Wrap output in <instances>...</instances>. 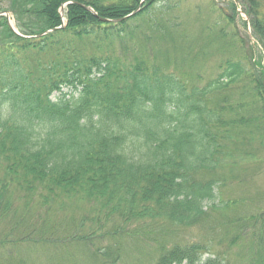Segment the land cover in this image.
Returning a JSON list of instances; mask_svg holds the SVG:
<instances>
[{
    "label": "trees",
    "instance_id": "16d2710c",
    "mask_svg": "<svg viewBox=\"0 0 264 264\" xmlns=\"http://www.w3.org/2000/svg\"><path fill=\"white\" fill-rule=\"evenodd\" d=\"M8 1L0 11L19 34L0 16V223H12L0 246L38 243L35 228H20L24 213L59 199L88 201L96 227L129 237L222 208L218 170L248 161L264 139V62L253 46L233 42L237 54L198 85L145 57L154 35L179 24L172 0ZM237 1L264 50V0ZM149 232L157 240L162 228ZM252 234L264 243V229ZM161 249L153 264H225L202 259L201 242Z\"/></svg>",
    "mask_w": 264,
    "mask_h": 264
},
{
    "label": "rangeland",
    "instance_id": "374dc122",
    "mask_svg": "<svg viewBox=\"0 0 264 264\" xmlns=\"http://www.w3.org/2000/svg\"><path fill=\"white\" fill-rule=\"evenodd\" d=\"M172 1L177 6L170 14L178 16L179 24L176 29L151 38L155 51L150 52L145 46V57L150 62L181 73L198 85L214 77L222 60L231 57V50L236 49L233 42L246 50L253 46L255 59L262 56L264 62V50L252 36L249 17L237 0ZM229 2L236 5V13L227 7ZM8 4V0H0V5ZM0 12L8 14L7 24L16 31L11 12ZM61 20L65 23V11L61 12ZM249 148L253 156L248 161L218 170L222 185L215 202L222 200V208L211 212L200 224L186 228L170 223L153 226L155 230L162 228L157 240H152L155 234L146 233L152 229L145 226L137 237L115 236L110 233L112 225L96 227L90 221L88 201L77 197L59 199L53 206L40 209L34 205L24 213L20 228H35L32 237L43 241L0 246V264H153L163 252L162 247L191 242L206 245L202 259L216 255L225 264H264V243L252 234L253 230L264 229V139L252 141ZM9 214L21 216L19 211L11 210ZM11 226L12 223L1 222L0 234Z\"/></svg>",
    "mask_w": 264,
    "mask_h": 264
},
{
    "label": "water",
    "instance_id": "95a60500",
    "mask_svg": "<svg viewBox=\"0 0 264 264\" xmlns=\"http://www.w3.org/2000/svg\"><path fill=\"white\" fill-rule=\"evenodd\" d=\"M86 8H87L89 11H91L92 13L96 14V12H95L91 7H88V6H87ZM138 10H139V8H137L136 10H134L133 12H131L130 14H128L127 16H124V17L120 18L119 20H123V19L127 18L128 16L134 15ZM60 12L63 13V7L61 8V11H60ZM0 15H5L6 18L8 19V14H7L6 12H1ZM102 20L106 21L107 19H102ZM62 26H63V25H60V26L57 27V28H61ZM57 28H54V29H57ZM54 29L47 30L46 32H50V31H52V30H54ZM46 32H45V33H46Z\"/></svg>",
    "mask_w": 264,
    "mask_h": 264
}]
</instances>
